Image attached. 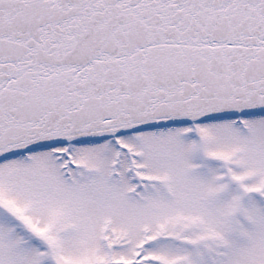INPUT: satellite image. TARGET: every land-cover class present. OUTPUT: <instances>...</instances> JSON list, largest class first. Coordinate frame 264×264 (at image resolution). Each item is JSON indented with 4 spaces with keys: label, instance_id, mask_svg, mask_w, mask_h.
I'll list each match as a JSON object with an SVG mask.
<instances>
[{
    "label": "snow or ice",
    "instance_id": "obj_1",
    "mask_svg": "<svg viewBox=\"0 0 264 264\" xmlns=\"http://www.w3.org/2000/svg\"><path fill=\"white\" fill-rule=\"evenodd\" d=\"M0 264H264V0H0Z\"/></svg>",
    "mask_w": 264,
    "mask_h": 264
}]
</instances>
